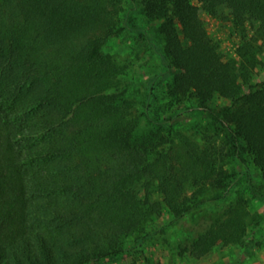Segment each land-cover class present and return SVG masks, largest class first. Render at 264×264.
<instances>
[{"label":"trees","instance_id":"trees-1","mask_svg":"<svg viewBox=\"0 0 264 264\" xmlns=\"http://www.w3.org/2000/svg\"><path fill=\"white\" fill-rule=\"evenodd\" d=\"M131 1L158 21L169 103L133 97L123 79L108 44L116 0H0V264H107L125 253L154 264L146 248L183 222L170 243L178 259L254 242L260 219L240 190L257 197L264 185V0ZM225 10L239 36L228 57L200 17ZM185 98L222 145L185 140L187 161L168 164L172 102ZM143 116L157 127L138 134ZM225 159L250 160L261 180Z\"/></svg>","mask_w":264,"mask_h":264},{"label":"rangeland","instance_id":"rangeland-1","mask_svg":"<svg viewBox=\"0 0 264 264\" xmlns=\"http://www.w3.org/2000/svg\"><path fill=\"white\" fill-rule=\"evenodd\" d=\"M116 1V11L111 13L113 32L108 44L111 52L115 53L116 60L126 67L123 79L129 85L133 97L139 100L148 99V101H151L152 97L156 96L160 104L169 103L165 89L167 88L166 82L172 78V75L169 74L167 78L164 76L168 72V61L162 51L164 38L157 29L158 21L147 19L134 8V2L131 0ZM193 1L196 2V0ZM224 15L221 18H214L201 13L200 17L209 34L218 40L223 54L226 57L235 56L239 36L231 25L230 12L225 10ZM101 30L104 31L105 29L101 28ZM139 32H142V36ZM262 60L263 65L259 69L258 79L264 78V56ZM151 92L154 95H149ZM218 101L224 102L221 98ZM172 105L173 110L177 108L180 112L174 119V121H177V126L172 137L174 143L171 146L169 145L168 164L175 165L177 158L182 155H184L182 160L187 161L184 152L185 140L196 144L200 149L207 146L221 148L222 139L219 135V127L211 117L203 113H188L184 110L185 107L196 105L193 98H185L181 102L173 101ZM137 106L140 107L139 101ZM171 113L172 109H167L164 115L168 116ZM156 127L157 123L155 121L143 116L140 117L137 132L142 134ZM226 159L223 163L229 169H239L241 166L243 168L245 166L244 169L240 170L243 171L245 180L247 178L251 179L252 185L256 186L257 182L261 180L258 169L251 164L250 160H247L244 165H237L233 161L228 162L229 160ZM235 184L236 188L240 190L242 184ZM191 191L192 188L189 187L187 194H190ZM240 191L243 194L244 201L247 202H245V208L252 214L256 213L258 219H260L259 225L256 224L252 230L248 228L250 238L254 241L248 250H242L236 245L219 244L212 252L200 259L191 257L178 259L170 243H173L177 237L174 232H177L182 226L188 227L190 225L189 222H183L181 226L177 225L175 228L169 229L164 235L157 234L155 244L148 246L144 255L154 264H264V185L258 191L257 197H254L255 193ZM169 217L164 212L156 225L158 227L163 225L169 220ZM202 225L206 226L207 222L202 223ZM152 229H154V226ZM130 260L131 257L125 253L120 258L107 264H129Z\"/></svg>","mask_w":264,"mask_h":264}]
</instances>
